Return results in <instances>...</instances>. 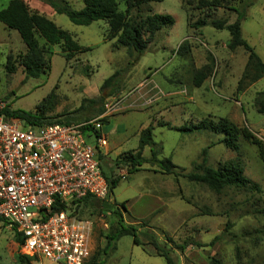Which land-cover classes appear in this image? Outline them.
I'll list each match as a JSON object with an SVG mask.
<instances>
[{
  "label": "rangeland",
  "instance_id": "374dc122",
  "mask_svg": "<svg viewBox=\"0 0 264 264\" xmlns=\"http://www.w3.org/2000/svg\"><path fill=\"white\" fill-rule=\"evenodd\" d=\"M10 1L0 0V10ZM39 1L44 8L25 2L32 12L40 9L89 50L68 60L61 46H45L48 74L26 79L20 64L26 46L18 31L0 21V104L38 112L44 101L45 115L52 121L82 124L100 120L103 124L101 133L107 136L108 146L101 159L102 169L117 185L100 207L84 203L72 207L94 220V248L100 253L97 262L166 264L153 246L156 239L170 251L175 264H264V160L258 147L241 135L238 153L222 142L223 132L187 130L202 121L218 123L225 118L264 141V113L257 105L264 94V74L258 80H246L239 91L248 52L243 47L231 50L230 32L211 24L213 19L232 23L238 15L235 9L245 10L242 35L264 62V0H222L219 7H202L200 0H163L133 7L131 19L153 13L175 18L172 27L161 29L148 42L139 60H135V51L130 56L117 38L106 35L109 26L105 21L77 25L66 14L51 15L48 9L52 7ZM67 1L74 9L84 6L83 0ZM118 2L119 10L124 11L126 0ZM203 18L207 24L194 27ZM10 55L14 73L5 68ZM131 61L134 64L129 65ZM204 68L207 77L197 86L196 75ZM116 71H120V85L109 94L111 89L101 86ZM150 125L158 157L171 158L180 173H189L194 162H202V152L208 148V165L217 167L239 158L245 175L260 190L227 187L215 193L206 184L160 172L151 161L130 173L125 157L138 151L140 133ZM142 155L151 159L150 147H145ZM123 202L128 212L121 208ZM121 222L135 229L140 245L132 235H124L102 252L110 232ZM186 241L195 244L184 251L177 249ZM21 254L15 232L0 220V264H22L18 261ZM31 263L56 264L46 258Z\"/></svg>",
  "mask_w": 264,
  "mask_h": 264
},
{
  "label": "trees",
  "instance_id": "16d2710c",
  "mask_svg": "<svg viewBox=\"0 0 264 264\" xmlns=\"http://www.w3.org/2000/svg\"><path fill=\"white\" fill-rule=\"evenodd\" d=\"M42 1L49 4L56 13L66 14L69 19L77 25L87 26L95 21H105L109 26L106 35H109L111 39L117 38L118 44L126 47L130 56L135 51L137 53L135 60H139L144 54L148 42L154 38L157 32L165 27H172L175 24V18L170 14L153 13L141 19H131L129 17L131 8L141 4L161 2L163 0H126V8L124 11L119 10L118 0H83L84 6L79 10L72 8L67 0ZM200 5L202 7H219L222 5V0H200ZM235 11L238 15L234 22L228 23L224 19H213L211 24L217 29H227L230 32L231 37L228 46L231 50L243 47L248 52L247 66L238 83V90L241 91L246 80L255 81L262 77L264 74V62L242 35L241 22L246 16V11L243 9H235ZM0 21L9 29L18 31L26 46V52L20 57V64L24 68L26 79L30 77L39 78L42 75L48 74L50 65L46 58L45 46H61L68 60L77 52L89 50V47L80 45L71 32L61 28L44 14L38 11L32 12L29 5L24 0H11L6 8L0 10ZM206 24L207 19L203 18L194 23V27L201 28ZM146 34L148 35V39H145ZM40 38L43 39V44L40 43ZM181 47L183 48L184 46ZM130 64H134V61H131L129 65ZM5 68L8 73H14L16 70L11 55L7 58ZM119 72L120 71H116L107 78L103 82L101 89L104 90L109 88L111 89V93L109 94L115 93L120 85ZM206 77V68L201 69L196 75V85L200 86ZM99 99L103 100L104 96H101ZM86 101H88V99H84V102ZM96 101L97 100H91L90 102L95 103ZM84 102L79 109L83 108ZM44 105L45 103L43 101L42 105H39L38 112L26 111L20 108L10 109L9 107H5L3 110H0V112L5 113L9 117L21 119L26 126L41 127L43 125L56 123L72 124L67 121H52L50 117L45 115ZM257 105L258 111L264 113V94L262 98L257 100ZM106 120L107 119H103V121ZM89 128H92V126H89ZM201 128L211 129L217 133L223 132L225 137L222 139V142L238 153L241 149L239 137L242 135L246 140L258 147L259 155L261 159L264 160V141L257 137L247 127L240 128L230 120L221 118L218 123H205V121H202L198 125L187 128V130L192 131ZM153 129L151 125L143 129L139 137L138 151L136 153L130 152L125 157L126 163L131 166L130 173L139 171L145 162L151 161L159 167L160 172L173 174L176 177L182 175L189 181L206 184L215 193H221L227 187L260 190L259 185L245 175L244 165L239 158L219 164L217 167L208 165V148H205L202 152V162H194L193 168L189 173H180L177 171L179 169L178 166L173 163L171 158L158 157L160 151L156 149L157 143L153 137ZM147 146L150 147L152 155L149 160L142 155L143 149ZM97 153L99 158L102 159V151L97 148ZM106 178L110 185L111 195L117 185V181L114 179L111 180L108 177ZM104 201L106 200H100L88 195L81 200L73 202L68 209L73 215L77 214L82 217H90L81 215L76 212V210L73 211L72 207L82 203L90 207H100ZM61 208L62 206H54V210H60ZM121 208L128 212L125 202L122 203ZM124 235H132L134 237V243L140 245L135 229L121 222L119 228L110 232L108 243L102 252L106 253L111 242L119 240ZM15 237L20 246L23 243V237L17 232H15ZM191 244L195 243L186 241L183 244L177 245V249L184 251L187 246ZM153 246L157 250L158 255L165 258L166 264H175L170 255V251L163 248L156 239L153 240ZM99 255V251H96L90 262L92 264H104L103 262H97ZM35 260L36 259L28 255L21 254L18 256V261L22 264H32L31 261Z\"/></svg>",
  "mask_w": 264,
  "mask_h": 264
},
{
  "label": "built area",
  "instance_id": "2783aa9c",
  "mask_svg": "<svg viewBox=\"0 0 264 264\" xmlns=\"http://www.w3.org/2000/svg\"><path fill=\"white\" fill-rule=\"evenodd\" d=\"M102 125L92 120L33 127L0 112V220L23 237V255L56 264L90 263L94 220L68 207L88 195L110 197L97 153L108 146ZM55 205L62 208L54 210Z\"/></svg>",
  "mask_w": 264,
  "mask_h": 264
},
{
  "label": "crops",
  "instance_id": "0c3cea01",
  "mask_svg": "<svg viewBox=\"0 0 264 264\" xmlns=\"http://www.w3.org/2000/svg\"><path fill=\"white\" fill-rule=\"evenodd\" d=\"M27 3H29L30 4V6H39V7H42V8H44V5L41 3V1H39V0H30V1H28V0H25ZM48 11H49V13L51 14V15H54V9L52 8H50L49 7V9H48ZM38 12L39 13H41V14H44L45 16H47L45 13H42L41 12V10L40 9H38ZM48 17V16H47ZM49 18V17H48ZM143 126H141L140 127V129L142 128ZM139 129V128H138ZM140 137V136H139ZM115 141H117V140H115Z\"/></svg>",
  "mask_w": 264,
  "mask_h": 264
}]
</instances>
